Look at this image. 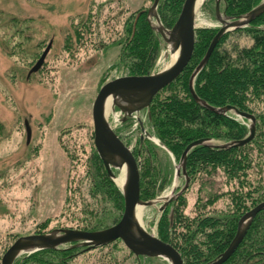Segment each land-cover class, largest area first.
<instances>
[{"label": "rangeland", "instance_id": "obj_1", "mask_svg": "<svg viewBox=\"0 0 264 264\" xmlns=\"http://www.w3.org/2000/svg\"><path fill=\"white\" fill-rule=\"evenodd\" d=\"M153 3L154 0H0V264L7 250L22 237L50 234L60 229H85L103 214L111 216L105 225L108 228L120 222V212L90 194L89 158L97 152L92 108L106 83L130 76L117 65L121 53L119 39L123 38L124 24L133 13L146 11L149 24L161 43L162 52L151 75L164 72L172 63L166 39L158 31L160 27L168 29L149 14ZM214 8L216 0H211L197 11L196 31H219L221 24ZM220 11L224 17L221 7ZM247 27L229 32L227 43L222 47L230 50L234 43L250 47L252 40L244 33H237ZM50 43L52 48L42 69L28 78ZM256 106L258 109L252 106L254 113L262 115L264 99ZM148 109L124 120L121 110L115 107L108 120L132 152L141 140L168 153L173 168L171 186L152 200H142L154 202L153 206H141V225L159 237V223L167 209L160 212L164 203L155 201L170 194L176 181V194L179 193L186 179L176 176L180 161L151 135ZM229 115L237 118L234 113ZM138 119L143 121L147 134L142 132ZM25 121L32 131L29 144ZM241 121L251 126L250 121ZM260 126L263 125L260 123ZM257 141L264 148V138L259 135ZM227 144L217 140L209 143L212 147ZM252 149L258 152L250 153L252 166L248 177L261 191L264 188V150L260 151L257 144L249 151ZM156 156L162 162L163 158L157 153ZM158 163L154 161L155 165ZM113 172L115 178L123 175L121 170ZM201 181H205L203 175L189 180V191L182 194H186L183 213L188 217H194L198 206L206 202L201 201L202 198L214 192L226 196L207 212L212 208H226L229 193L235 189L225 183L228 180L222 172L206 179L214 181L213 190L203 186ZM124 246L120 240L78 257L76 263L170 264L161 258L136 257ZM66 247L73 245L58 249Z\"/></svg>", "mask_w": 264, "mask_h": 264}, {"label": "trees", "instance_id": "obj_2", "mask_svg": "<svg viewBox=\"0 0 264 264\" xmlns=\"http://www.w3.org/2000/svg\"><path fill=\"white\" fill-rule=\"evenodd\" d=\"M263 1L222 0L220 7L226 17L238 19ZM184 2L185 0L160 1L158 14L168 30L177 22ZM213 10L215 11V8ZM217 32V29L196 31L194 53L189 65L177 80L158 93L148 109L151 135L174 156L176 161H180L186 147L195 141L206 139L232 143L243 140L250 134V128L241 121L243 119L239 120L229 113L218 114L207 109L197 103L190 92V78L204 59ZM237 33L247 35L252 40V45L239 47L234 43L230 50L223 48L228 38L225 35L213 51L207 65L194 79V89L199 99L211 107L223 109L231 106L240 112L253 115L256 119L255 137L242 147L219 149L198 146L189 153L187 159L189 180L203 175L205 181H201V184L203 182V186L206 185L213 190L214 181L206 179L215 178L222 172L228 180L225 183L234 186L235 189L228 192L230 200L228 198L229 204L226 208H212V211L207 212L208 208L215 206L226 196L223 193L214 192L203 197L201 201L206 202L198 206L194 217H188L183 213L186 207L185 195L189 187L185 195L169 204L160 220L158 236L181 254L184 264H210L217 259L234 240L243 215L264 202V188L258 191L259 188L248 177L252 166L250 153L258 152V149L249 151V148L257 144L260 151L264 150L263 146H260L262 144H258L257 141L259 135L264 138V109L260 110L262 115L256 116L252 108L254 105L258 109L256 105H260V101L264 99V13L246 29ZM119 42L121 53L117 66L123 67L130 76L151 75L162 48L159 38L149 24L146 11L140 10L127 19L124 24V36ZM260 123L263 126H260ZM115 133L124 142L121 136ZM156 153L163 158L162 162L158 160ZM133 154L140 169L141 200H152L172 184L173 168L168 153L150 142L145 145L139 140ZM156 160L160 164L155 165ZM89 170L90 194L107 205L111 204L120 212L118 218L121 217L124 212V197L110 179L97 152H93L89 158ZM110 218L108 214H103L98 221L78 230L97 232L106 229L108 227L105 225ZM99 248L87 250L66 247L43 250L22 257L15 264H77L78 257ZM124 248L133 254L125 246ZM225 264H264V211L257 215L245 239Z\"/></svg>", "mask_w": 264, "mask_h": 264}, {"label": "water", "instance_id": "obj_3", "mask_svg": "<svg viewBox=\"0 0 264 264\" xmlns=\"http://www.w3.org/2000/svg\"><path fill=\"white\" fill-rule=\"evenodd\" d=\"M160 1L161 0H154L149 14L152 15L153 13V17H155L161 25L162 23L157 12ZM197 1L198 0H185L181 14L171 30H166L163 27L158 29L159 33L165 37L168 46H173L171 54L180 50L178 60L172 67L156 75L126 76L109 81L100 89L94 101L92 119L94 126V145L97 154L104 163L108 175L113 182L116 177L113 170H120L124 166L127 168V182L124 192H122L124 197V212L120 222L111 228L97 232L60 229L50 234L22 237L3 255L1 264H14L23 254L32 255L43 250H58V248L66 245H73V248L82 247L91 250L110 245L118 240H121L136 257L150 259L161 258L171 262V264H184L181 254L172 245L163 242L159 237L145 230L136 220L138 206H153L154 202L145 203L141 200V177L138 162L131 148L125 145L110 125L107 119L108 117L106 116V102L109 98H113L114 100L119 99L122 104L133 106L128 109L120 104L115 105L122 113L128 115L124 117V120H127L133 115L140 113L142 110L149 108L158 93L180 77L189 65L194 53L197 30L195 26V6ZM221 1L222 0H216L215 9L216 19L221 24V27L213 38L204 59L196 68L194 76H192L190 81V92L197 103L215 113L224 115L227 113H234L238 118L251 122V126L249 127L250 134L245 139L229 143L225 146L215 147L219 149H230L233 147L245 146L254 139L256 132L255 117L248 113L240 112L231 106H227L223 109L209 106L199 99L195 93L194 79L207 65L213 51L225 35L231 31L249 26L255 19L264 13V1L248 14L238 19H232L226 16L223 17L220 11ZM51 48L52 43L47 46L40 59L33 66L32 70H30L28 78L41 70ZM138 122L142 132L147 134L143 121L138 119ZM25 128L27 144H29L32 131L27 121H25ZM210 142L211 140L201 139L186 147L180 159V167L176 170L177 178L182 176L185 177L186 183L177 194L176 188L172 189L173 197L163 204L160 208V212H164L169 204L185 193L189 187V178L187 176V159L189 153L198 146L212 147L209 145ZM262 211H264V202L257 205L240 219L237 234L229 248L210 264H225L234 255L245 239L253 221Z\"/></svg>", "mask_w": 264, "mask_h": 264}, {"label": "bare ground", "instance_id": "obj_4", "mask_svg": "<svg viewBox=\"0 0 264 264\" xmlns=\"http://www.w3.org/2000/svg\"><path fill=\"white\" fill-rule=\"evenodd\" d=\"M209 0H198L197 3H196V6H195V16H196V13L197 11L202 7V5L207 2ZM152 15L154 16V14L152 13ZM196 26V25H195ZM197 28V27H196ZM169 50H170V53H171V50H173V46L170 45L169 46ZM179 53H180V50H177L175 52H173L172 55V63L169 65V67L166 69L168 70L170 67H172L176 61L178 60V57H179ZM165 70V71H166ZM116 104H120V105H123V107L125 108H132L133 106H130V105H125V104H122V102L117 99V100H114L113 98H109L106 102V116L108 117L109 113H111L112 111H114L113 109L116 107L115 105ZM115 106V107H114ZM125 115L127 114H124L123 113V116L125 117ZM128 116V115H127ZM134 116V115H133ZM108 119V118H107ZM121 170V174H123L122 176L118 177V178H114V182L116 183V185L122 190V192H124V188L126 186V182H127V168L126 166H124ZM176 185H177V181L175 182V185H174V188H176ZM171 197H173L172 195V191L170 192V194L168 193L167 195H164L161 199H158L156 202H162V203H165L166 201H168ZM142 208H141V205L138 206L137 208V211H136V220L137 218L139 219V224L141 225L142 224V219H141V215H142ZM141 227H143L141 225ZM144 228V227H143ZM145 229V228H144ZM146 230V229H145ZM169 262V261H167ZM171 264V262H169Z\"/></svg>", "mask_w": 264, "mask_h": 264}]
</instances>
